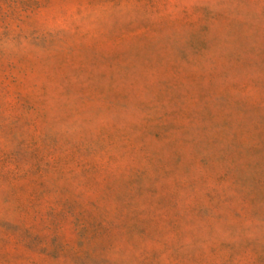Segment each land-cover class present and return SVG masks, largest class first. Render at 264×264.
I'll list each match as a JSON object with an SVG mask.
<instances>
[{"label":"rangeland","instance_id":"obj_1","mask_svg":"<svg viewBox=\"0 0 264 264\" xmlns=\"http://www.w3.org/2000/svg\"><path fill=\"white\" fill-rule=\"evenodd\" d=\"M0 264H264V0H0Z\"/></svg>","mask_w":264,"mask_h":264}]
</instances>
